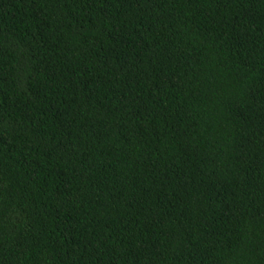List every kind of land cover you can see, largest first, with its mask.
<instances>
[{
  "label": "trees",
  "instance_id": "16d2710c",
  "mask_svg": "<svg viewBox=\"0 0 264 264\" xmlns=\"http://www.w3.org/2000/svg\"><path fill=\"white\" fill-rule=\"evenodd\" d=\"M0 264H264V0H0Z\"/></svg>",
  "mask_w": 264,
  "mask_h": 264
}]
</instances>
